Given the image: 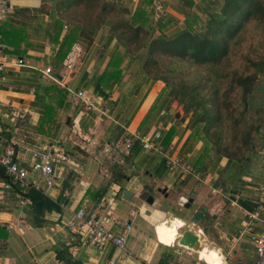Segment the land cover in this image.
<instances>
[{
	"label": "crops",
	"instance_id": "crops-1",
	"mask_svg": "<svg viewBox=\"0 0 264 264\" xmlns=\"http://www.w3.org/2000/svg\"><path fill=\"white\" fill-rule=\"evenodd\" d=\"M223 4L161 0L156 9V0H6L0 18V157L12 147L30 184L0 188V264H205L200 250L221 249L224 241L232 256L247 264L256 257L257 264L256 253L246 248L251 243L236 232L264 187V123L250 162L233 163L198 141L184 157L198 179L170 171L166 157L179 158L190 116L187 124L175 118L185 117L183 111L162 74L146 66L154 43L199 31ZM67 33L73 44L58 65ZM78 92L83 95L74 100ZM156 133L161 151L113 148L119 138ZM46 150L69 157L54 166L51 187L31 169L32 153ZM213 187L230 194H211ZM19 190L41 193L50 209L32 205ZM80 209L114 233L131 224L123 250L108 244L100 252L74 234L67 223ZM157 211L164 215L156 217ZM172 211L178 216L167 217ZM174 217L185 221L179 231L198 236L200 250L179 245V237L171 246L163 243L156 225Z\"/></svg>",
	"mask_w": 264,
	"mask_h": 264
},
{
	"label": "trees",
	"instance_id": "trees-1",
	"mask_svg": "<svg viewBox=\"0 0 264 264\" xmlns=\"http://www.w3.org/2000/svg\"><path fill=\"white\" fill-rule=\"evenodd\" d=\"M250 25L255 34L264 38V0H224L221 11L210 15L204 28L156 42L148 53V69L162 74L172 100L182 105L185 117L190 114V134L180 151L181 160L202 141L206 152H215L240 165L250 162L254 140L263 123L260 116L247 122L244 114L248 111L252 88L259 75L264 74V45L259 57L246 59L247 65L254 68L248 75L231 70L229 61L231 52L246 41ZM69 35L66 34L57 51L58 65L73 44ZM193 67H204L206 73L195 74L188 69ZM182 70L188 72L182 75ZM230 93L235 95L231 97ZM0 181L11 183L1 164ZM12 186L16 185L12 183ZM19 193L25 194L20 190ZM26 194L24 199L28 198L32 205L50 209L41 193L30 190Z\"/></svg>",
	"mask_w": 264,
	"mask_h": 264
},
{
	"label": "built area",
	"instance_id": "built-area-1",
	"mask_svg": "<svg viewBox=\"0 0 264 264\" xmlns=\"http://www.w3.org/2000/svg\"><path fill=\"white\" fill-rule=\"evenodd\" d=\"M161 0H156V9H160ZM7 8L6 0H0V18L4 14ZM18 64H22V60L18 61ZM2 65L0 66V71ZM50 68L45 69V73L49 74ZM82 93L78 92L72 94V98L75 100L82 97ZM161 138L160 133L154 134V136L144 137L136 139L131 138H119L113 143V148L117 150L128 151L133 147L141 149H153L161 151L162 147L157 144ZM153 141H157L156 145ZM14 151L12 147H7L3 155L0 157V164L5 168L6 176L11 180L0 182L1 189H11L12 183L21 187L28 186L29 180L27 177V171L20 167L14 160ZM166 167L172 170H179L181 174H187L198 179L199 173L196 169L187 163L185 160L179 159L177 156H168L165 160ZM69 162V157L64 153H57L52 150L34 151L32 153L31 169L40 173L44 177V183L47 187H51L54 184V166L59 163ZM223 189L221 187H213L211 194H222ZM19 204H23V200L18 201ZM254 205L251 211L245 213V220L241 224L240 228L236 232L238 239H247L254 248L257 255V264H264V187H259L256 193V197L252 200ZM69 229L79 236L83 242L99 248L100 252L103 248L112 244L117 249L123 250L125 245V234L131 229V224L125 223L122 233H114L110 229L106 228L104 224L95 217H84L83 209L78 210L72 219L67 223Z\"/></svg>",
	"mask_w": 264,
	"mask_h": 264
},
{
	"label": "rangeland",
	"instance_id": "rangeland-1",
	"mask_svg": "<svg viewBox=\"0 0 264 264\" xmlns=\"http://www.w3.org/2000/svg\"><path fill=\"white\" fill-rule=\"evenodd\" d=\"M248 31L246 33V41L242 44L241 47H239L238 49H234L231 54H230V67L231 70H236L239 74L244 75H248L250 73H252L254 71V68L247 65V61L246 59H250L252 57L255 58V56L259 57V54H261L263 52L262 47L264 45V38L262 36H260V34H255V31H253V27L250 25L247 27ZM253 49L256 50V52H253ZM184 67H182L181 69H183ZM204 68V67H203ZM203 68H195L193 67L192 69L188 68L191 72L195 73V74H204L206 73V71ZM229 70V69H228ZM186 72L188 71H183L182 70V75H184ZM262 75V74H261ZM261 75H259V79L261 78ZM254 84L252 91L250 93V96L248 97V102H249V107H248V111L244 114V119L249 122L251 119H256L257 116H260L262 123H264V82H262V80H259ZM225 88V85L222 87ZM235 94L234 93H230V96L233 97ZM177 102V101H176ZM177 108L183 111L182 105H179L177 103ZM239 106V105H238ZM238 110H241V107H238ZM189 115H187L186 119H189ZM255 143V140H254ZM257 143V142H256ZM255 152V150H254ZM223 186V185H222ZM226 191V190H225ZM223 192L224 195H229L230 192L226 191ZM221 195V196H224ZM218 196V195H216ZM150 209H152L151 206H149ZM177 211H180V207ZM177 211H172V213H170V215H167V217L171 218L173 215L174 216H178ZM180 233L183 232V230L179 231ZM203 245V244H202ZM216 245L213 246H209L210 248H213ZM221 249H222V253L226 258L227 264H247L246 262H243V258H238V257H234L232 256V250L231 247L226 243V241H224V243L221 245ZM203 246L201 245H196L194 247L195 251H198L202 248ZM246 248H248V252L249 254H251V251L254 253V248L251 245H248ZM203 250V249H202ZM200 250V251H202ZM180 253V251H177ZM185 254V253H184ZM186 255V254H185ZM255 254H253V257ZM191 257H197V254H192ZM250 259V257H249ZM249 263H255L256 262V257L255 259H250ZM248 262V261H247ZM248 263V264H249Z\"/></svg>",
	"mask_w": 264,
	"mask_h": 264
},
{
	"label": "clouds",
	"instance_id": "clouds-1",
	"mask_svg": "<svg viewBox=\"0 0 264 264\" xmlns=\"http://www.w3.org/2000/svg\"><path fill=\"white\" fill-rule=\"evenodd\" d=\"M145 211L144 208L141 209V214ZM156 217H161L164 214L161 212H155ZM149 219V217H145ZM185 227V221L180 218L174 217L171 220H163L162 223L156 225V232L160 235L163 243L166 245H173L178 237L183 238V234L179 232V229ZM199 257L205 264H227L225 256L222 253V249L213 248L209 249L205 247L199 252Z\"/></svg>",
	"mask_w": 264,
	"mask_h": 264
},
{
	"label": "water",
	"instance_id": "water-1",
	"mask_svg": "<svg viewBox=\"0 0 264 264\" xmlns=\"http://www.w3.org/2000/svg\"><path fill=\"white\" fill-rule=\"evenodd\" d=\"M174 116L182 124H187L189 122L188 119L181 116L179 113H174ZM126 194L127 193L124 192L123 197H125ZM189 202H191V200H189ZM147 203H152V197L151 196H149L147 198ZM182 234L184 236L182 239L180 237L178 238V244L181 246H185V247L192 249L196 245V243L198 242V236L196 234L190 232V231H187V230L183 231Z\"/></svg>",
	"mask_w": 264,
	"mask_h": 264
}]
</instances>
